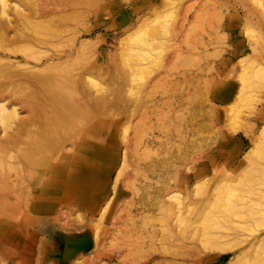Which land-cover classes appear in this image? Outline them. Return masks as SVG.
<instances>
[{
  "label": "rangeland",
  "instance_id": "374dc122",
  "mask_svg": "<svg viewBox=\"0 0 264 264\" xmlns=\"http://www.w3.org/2000/svg\"><path fill=\"white\" fill-rule=\"evenodd\" d=\"M17 6L31 16L15 40L0 35L1 264L28 253L38 264L41 235L54 228L31 210L48 172L40 156L68 155L94 133L109 151L98 162L108 197L95 211L58 206L55 225L68 232L56 231L46 260L264 264V0Z\"/></svg>",
  "mask_w": 264,
  "mask_h": 264
},
{
  "label": "bare ground",
  "instance_id": "6f19581e",
  "mask_svg": "<svg viewBox=\"0 0 264 264\" xmlns=\"http://www.w3.org/2000/svg\"><path fill=\"white\" fill-rule=\"evenodd\" d=\"M0 1H2L4 4L7 5V6L4 5L3 7L0 6V35H3L6 38H9L11 40H15V37H11L12 35H10V34L13 32H15V33L18 32L19 22L22 21V20L20 21V18L21 19L22 18L23 19L29 18L31 16V14L21 15V13L18 12V9H17V8H19V6H17L18 0H9V3H5L3 0H0ZM3 3H2V5H3ZM29 3H31V2L29 1ZM19 10H20V8H19ZM2 17H5V19ZM25 26H27V25H25ZM29 26H30V24H29ZM28 28H30V27H28ZM21 35H23V33H21ZM82 45H84V44H82ZM13 47H15V46H13ZM8 49H9V47H8ZM0 51H1V46H0ZM15 51H16V49H15ZM12 54H13V52H12ZM7 56H10V55H7ZM9 61H5V63H7ZM1 64H3V63H1ZM3 71L4 70L0 66V87L4 84V82H3V76H4ZM6 74L9 75V73H6ZM15 75L17 76V73ZM8 78H9V76H7V79ZM43 80H45V79H43ZM61 89H62V91L66 90V89H63V87ZM1 94H2V92H0V95ZM65 94H66L65 92H60L58 98L62 99L65 96ZM51 96L56 97V95H54L52 93H51ZM13 110H11V111H13ZM34 110H35V112L39 111V109H35V108H34ZM57 114H58V112H57ZM10 115H11V117H13L12 114H10ZM10 115H8V117H10ZM55 118L58 120V122L60 121L59 124H63V126L70 125L74 121L73 117L72 118L71 117H64L63 115H60V116L55 117ZM71 120H72V123H71ZM73 124H75V123H73ZM21 126L22 125L18 126L17 131L19 130V128H21ZM262 133H264V130ZM70 134H73V133L70 132ZM76 134H77V132H76ZM94 135H95V133L90 135L89 137H87V135H84L83 136L84 138L81 139V141L74 144L75 145L74 148L70 151V153L68 155L67 154H61V155H55L54 156L51 154V155H46V156H44V155L40 156L41 164H44L45 166L48 167V172L45 175H44V173H42L44 176H39L37 178V183L40 186V188L38 191L37 200L35 199V204L33 205V209H31V210H33V212H35V213H47L48 216L53 215V216H51V219H55V221H59V220L62 221L63 215L61 216L60 213H63V212H62V210L57 211V208L59 205H61L62 203L66 202V201L77 202V203L83 204L85 206H88L93 211H95L97 208V205L107 199L108 195L104 193L105 187L107 185H106V182L103 181V179L106 178L107 173H106V171L102 170L99 167L98 162H100V159H101L100 157L102 156V154L108 155L109 151H106L104 149V145L100 141H97L96 139H94ZM114 135L115 134H112V135H110V137L114 136ZM247 135L249 136V134H247ZM260 139H262L261 135L258 136L256 139L252 140L253 148L240 161L241 163H243L249 157L251 158V155H253V153L257 149V145H259ZM58 141H59L58 139H53L51 141V144H53V143L55 144ZM96 145H99V146H96ZM42 148H44V147H42ZM260 148H261V146H260ZM33 154H35V153L33 152ZM59 158H61V160L58 162ZM263 159H261L260 161H264ZM107 162L110 163V165L112 164L110 158L107 160ZM260 166H262V169H263L264 165L262 164ZM190 169L191 170H189V172H188V178H187L188 181L185 183V187L188 190H190L191 186L193 185V183H194L193 178L196 177L197 172H198V171H192V168H190ZM44 170H45V168H44ZM55 214H57V215L55 216ZM58 216L61 217L59 220H58V218H59ZM5 246H7V245H5ZM5 246H3L4 249L6 248ZM22 249L27 250L26 246H24V248H22ZM27 251H29V249ZM0 252H1V250H0ZM64 256H65L64 258H66V255H64ZM54 262H56V261H54ZM2 263H4V262H2ZM0 264H1V261H0Z\"/></svg>",
  "mask_w": 264,
  "mask_h": 264
},
{
  "label": "crops",
  "instance_id": "0c3cea01",
  "mask_svg": "<svg viewBox=\"0 0 264 264\" xmlns=\"http://www.w3.org/2000/svg\"><path fill=\"white\" fill-rule=\"evenodd\" d=\"M51 216H53V215H50V216H46L45 217V221L47 220V222L49 223V224H51L52 226H54V228H53V230L52 231H48V233H43V236L41 235V239H42V242H44V245H42V247H40V248H42V253H40L39 255H38V257L39 258H37V263L38 264H56L55 262H54V260L53 259H45L44 258V252L45 251H47V249H49V247H51L52 246V243H53V240H54V238H55V236H56V231L57 230H59V232H61V233H67L68 231H67V229H66V227H64L63 225H55L56 224V222L57 221H54V220H52V219H50L51 218ZM56 216V215H55ZM67 231V232H66ZM51 234H53V237H52V235ZM26 248H27V250L29 249V246H26ZM50 250V249H49ZM29 254V255H28ZM27 255H24V256H22V257H24V258H22V257H20L21 258V263L22 264H29V260L31 259V260H33L32 258H31V254L30 253H28ZM12 257V256H11ZM14 257V256H13ZM26 261H27V263H26ZM35 261V260H34Z\"/></svg>",
  "mask_w": 264,
  "mask_h": 264
},
{
  "label": "water",
  "instance_id": "95a60500",
  "mask_svg": "<svg viewBox=\"0 0 264 264\" xmlns=\"http://www.w3.org/2000/svg\"><path fill=\"white\" fill-rule=\"evenodd\" d=\"M85 249L88 251V250L91 249V248H90V246H88V247H85L84 249H79V250H77V252L80 251V250L85 251Z\"/></svg>",
  "mask_w": 264,
  "mask_h": 264
}]
</instances>
